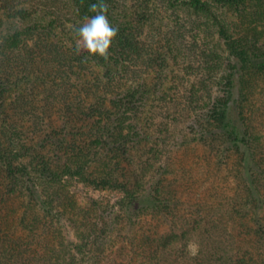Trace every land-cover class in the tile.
<instances>
[{
	"label": "trees",
	"instance_id": "16d2710c",
	"mask_svg": "<svg viewBox=\"0 0 264 264\" xmlns=\"http://www.w3.org/2000/svg\"><path fill=\"white\" fill-rule=\"evenodd\" d=\"M69 1L77 27L94 15L96 0ZM124 1L105 0L118 28L107 58L72 44L58 64L49 60L54 70L30 76L16 70L52 55L54 29L19 0H0L8 21L0 31V264H264V0H212L237 17L233 33L219 28L228 67L207 100L184 95V112L172 116L185 123L169 135L167 123L156 121L164 96L143 82L113 88L151 4L127 0L121 10ZM188 4L205 8L201 0ZM90 61L103 69L104 83L73 107L61 95L67 103L53 118L50 76L61 85L57 68L70 80ZM37 87L44 88L38 100L29 97ZM155 95L158 110L145 120ZM43 98L51 99L38 139L23 138L18 120ZM72 179L116 190L120 199L79 205Z\"/></svg>",
	"mask_w": 264,
	"mask_h": 264
},
{
	"label": "rangeland",
	"instance_id": "374dc122",
	"mask_svg": "<svg viewBox=\"0 0 264 264\" xmlns=\"http://www.w3.org/2000/svg\"><path fill=\"white\" fill-rule=\"evenodd\" d=\"M19 1V7L30 11V15L35 13L36 18L41 19L43 25L49 24L53 27L55 35L53 41L58 47L52 52V55L43 56L40 61L36 60L30 63L26 68L19 67L16 73L19 75H23L25 72L37 73L40 68L43 71L54 70L49 64V60L55 59L54 63L58 64L62 60L60 53L67 51L72 44L77 45L74 30L80 21L76 20L72 14L71 2L69 0ZM201 1L205 5L204 9L192 7L188 4V0H151L147 9L149 18L139 29L137 49L130 54V58L125 60L121 68L118 65L117 69H120V72L113 76L114 89L143 82L147 87L156 90L159 95L166 98L165 102L159 104L162 105V115L156 121L167 123L168 135L171 133L170 131L175 130L174 125L182 126L185 123V116L182 114L177 115L176 118L172 116L177 112H184L182 111L184 95L192 91L203 97V100H207L208 93H213L216 90L214 81L228 67L226 59L229 53L219 35V28L221 24H225L229 28V32L233 33L237 17L233 16L231 12H225L218 8L212 0ZM125 2L128 1L125 0L123 4L121 3V10L126 8ZM6 17L4 14H0V31L8 24ZM25 22L27 23V21ZM79 48L82 52L85 51L82 45ZM113 69L117 71L116 68ZM57 70V73L62 75L61 85H59L60 81L58 82L56 78L53 79L54 75L49 78L50 84L54 88L47 83L54 90L55 99L52 98V101L55 104H52L50 109L53 118L62 114L61 108L64 103H67L64 100L58 101L61 95H67L68 101L73 107L75 103L84 102L85 93L88 94L95 84L96 87L101 86L105 81L102 76L103 69L92 61L82 67H75L70 80L64 78L66 74L59 68ZM236 90L235 88V93ZM42 91L44 88L39 91L38 87L32 89L29 92L31 93L29 97L35 95V99L38 100L41 98ZM49 99L51 98L35 101L31 106L32 111L24 114L22 120H18L24 131L21 135L23 138L32 135L38 139L36 134L43 127L42 121L46 117L43 110L47 108L45 103ZM151 100V104L144 111L145 120L149 116V111L158 110L156 107L159 102H156V95ZM32 132L34 133L32 134ZM174 155L173 157H176L177 154ZM178 159L177 166L186 168L184 161L182 162L179 157ZM69 191L73 193L79 205H84L88 199L101 200L109 204L120 199V193L116 190L94 188L75 179L69 181ZM63 230L72 240L76 239L75 233L68 225H64ZM30 248L33 249V247ZM46 263L44 262V264Z\"/></svg>",
	"mask_w": 264,
	"mask_h": 264
},
{
	"label": "clouds",
	"instance_id": "9594fccd",
	"mask_svg": "<svg viewBox=\"0 0 264 264\" xmlns=\"http://www.w3.org/2000/svg\"><path fill=\"white\" fill-rule=\"evenodd\" d=\"M89 11L94 15L86 17L85 22L74 30L77 47L82 45L91 56L107 58L112 41L118 34V28L107 18L105 0L90 3Z\"/></svg>",
	"mask_w": 264,
	"mask_h": 264
}]
</instances>
